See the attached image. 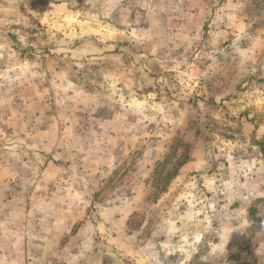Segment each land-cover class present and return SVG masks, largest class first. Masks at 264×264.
Here are the masks:
<instances>
[{"label": "rangeland", "instance_id": "374dc122", "mask_svg": "<svg viewBox=\"0 0 264 264\" xmlns=\"http://www.w3.org/2000/svg\"><path fill=\"white\" fill-rule=\"evenodd\" d=\"M0 264H264V0H0Z\"/></svg>", "mask_w": 264, "mask_h": 264}, {"label": "clouds", "instance_id": "9594fccd", "mask_svg": "<svg viewBox=\"0 0 264 264\" xmlns=\"http://www.w3.org/2000/svg\"><path fill=\"white\" fill-rule=\"evenodd\" d=\"M231 231H232L231 229L228 230V232H227V236H228V237H229Z\"/></svg>", "mask_w": 264, "mask_h": 264}]
</instances>
